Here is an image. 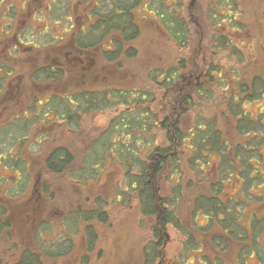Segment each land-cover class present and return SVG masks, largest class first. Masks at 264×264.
<instances>
[{
  "label": "rangeland",
  "instance_id": "1",
  "mask_svg": "<svg viewBox=\"0 0 264 264\" xmlns=\"http://www.w3.org/2000/svg\"><path fill=\"white\" fill-rule=\"evenodd\" d=\"M62 2L64 6L67 4V0H62ZM184 2L186 4L185 14L189 21L191 34V44L184 52L189 72L186 70L184 74L189 76L192 70L194 72L195 70H205L206 72L212 65L214 67L217 66V68L222 71L220 78L222 80L221 82H216L217 78L209 80L207 76H204L205 85L202 88L205 89L202 91V96H197L196 93L194 94L197 90H194V88L198 85H196L198 76L196 77L195 75L192 78L194 81L192 84L189 81L185 82V79L176 83L179 88L174 93L175 98L178 97L179 92L182 94L181 99L184 92H187V94L192 97L190 98L189 108L186 110V114L183 117L184 119H181V127L184 129L183 131L186 132L197 120V127L190 130V132L195 134V137L198 138L200 137L199 135H204V128L206 126L203 122H199V120L207 117L211 118L210 120L212 121L216 119L215 121H217L219 128L224 132L223 141H225L227 145H231V147H233V145L246 143L250 145L254 150L249 156V160L251 161L247 163V165L249 168L254 165L258 167H253L252 171V169H247L240 165V162H236L240 166L238 169L242 170L239 175L236 174L238 172H236L235 169L234 171L227 170V166H231V164L235 165L231 156V153L234 151L230 152V149H226L224 145V153H220L219 149L221 148V144L218 142L215 145L216 136H208L207 140L209 147L213 149L215 145L218 150L216 151L215 149L213 152L210 151L211 153L203 158L207 163L205 164L207 167L202 166L201 163L194 164L197 169L196 176L201 177L200 175L203 172V170H201L202 166L205 169V178H216L210 184L207 180L201 185L195 184V181L201 182V180L194 178L192 173L188 170L191 168L185 165V163H187L186 157H188L186 153L191 151L187 146V139L189 137L185 138L183 143H181L182 147L178 149V159L180 160L178 162L179 169L178 165H176V163L174 164V160L169 156L165 158L164 162L159 164L158 168L160 172L156 174V181L159 188L157 195H168V200L170 202L173 200V203L171 202L173 206L171 215H176L174 214L175 209L182 220H178L174 218V216V220L172 219L173 224L168 221L163 228L160 227L162 228V241H160L162 250L161 256L158 259L156 255L154 260L153 253L149 258L152 264H244V262L247 264H264V137L262 139H253L247 142L249 137L261 138V136H259V131L255 130L253 132L251 129L246 128H238V130H236L233 124L239 123L241 125H247L258 123L264 126V0H238L235 3L237 13L233 14L237 19L232 20V22L224 20V25H222V27L219 25L216 27V30L214 27L210 26V22L206 19L205 10L207 0H184ZM59 10L60 9H57L55 13ZM63 10L65 13L67 12L65 9ZM79 10L77 11L79 12ZM221 11L225 12L226 10H219V12ZM233 11L232 9V11L226 13L231 19H233ZM153 33L154 30L152 28H143L141 36L137 38L135 43L138 48V54L135 58L126 59L125 62L123 60L121 67H119L120 64L118 65L116 62L107 64L98 62V64L93 67V69H96L93 74L98 73L101 68L109 70L119 68L126 70V72L127 69L131 68L130 70L137 69L145 72L149 66L164 67L163 65L170 61V54L171 57L173 55L174 60L175 51L172 49L171 45H169L168 51L165 41L160 37L154 38ZM216 33L222 34L224 38H227V41L225 39V47L212 44L211 38L216 35ZM77 65L74 67L75 71H78ZM134 72L135 75L133 76L127 72V76L131 77V82L129 84L124 83L125 78L112 76L108 73L96 76L95 78H98L102 83L105 82V84H107L109 82L113 85L144 84L146 82V76H141L136 71ZM77 74L78 75L73 74L72 79L79 80V83L83 84L89 72L84 71L86 75H83L82 78L79 73ZM211 74L218 75L214 72ZM253 76H261L263 78L256 77L257 79H255L256 83L262 86L263 89H259L262 92H257L249 98H244L240 101L238 108V110L242 111L234 110L232 114H229L225 109L229 100L228 97L231 96L233 100H235L237 96L240 98L243 96L245 97L248 92L245 90V86H241V82L246 83L250 81ZM80 80H83V83L80 82ZM215 83L217 86H215ZM180 86L184 87L183 91H180ZM200 88L201 87L198 89ZM160 95L161 93L157 92L158 98ZM162 100H166L164 96ZM1 104L0 106L3 107L8 105L5 101L1 102ZM113 114L114 112L112 109L96 112L93 116L86 118L80 132L83 131V133H88L95 130L98 131L108 122ZM6 117V112L0 114V121L6 120ZM82 137L90 136L75 137L71 136L70 133H62L59 137V141L72 148L78 155H81L83 147L81 146L82 141H80V138ZM152 139H154V137H152ZM164 139L163 136H157L156 144H164ZM244 151L247 152L246 149H244ZM259 152L262 154L259 156L257 155L258 159H255L254 154H258ZM21 153L24 154L25 151H21ZM146 154H148V152ZM34 159L39 161V159ZM33 164L35 165L29 168V171L31 172L30 180L34 192H30L29 195L27 193L24 197V199H27L21 205V209H17L18 211L16 210V213L13 211L15 214H13L11 218L9 214L6 215L11 221L8 225V229L5 231L4 228L0 237L1 253L7 263H9L10 256L16 252V247L32 246L33 223H35V226L41 219L46 218L52 221L56 219L54 218L57 211V209L54 208L55 205H60L63 208L81 203L83 202L85 194H91L89 190L94 191V193H98L97 191L100 190L102 193L106 192V195H109L112 190V188L107 187V185L98 186L100 183L74 189L70 187L64 179L61 178V181L56 176L45 174L40 168L39 162H33ZM148 164L151 170L156 165L155 161ZM174 168H176L177 171H174ZM224 170L227 171L224 173ZM4 171L8 173L10 170ZM252 172L253 174L256 172V175L250 180L251 184H243L242 182H244L246 178L250 179L252 177ZM222 173H224V176ZM218 174L221 175L217 177ZM191 177L194 178L192 185L193 189L191 191H188L186 188L182 189L179 186V181L184 183L185 180ZM172 183L176 184L173 193L170 190V185ZM219 184H222L220 190L221 192L223 190L224 193L219 195V192H215V188L213 187V201L217 203L220 201L222 202L221 199L223 198L221 197H225V195L239 199L240 185H242L241 187L243 188L240 192L241 203L231 198V206L236 216L244 217L240 223L248 224V222H251L249 230L251 238L248 240H251L250 246L247 240L241 243L236 242L235 238L225 236L224 238L220 237L219 242L221 243L216 245L215 250L213 248L214 237H218L217 234H225L223 232L218 233V224L213 223V221H210L213 227L209 225L210 227L206 228L209 229L208 232H210L208 240L201 235V237H203V244L200 241L196 242L193 239L191 240L184 228V226H186L187 228L194 227L195 229L203 230L200 226L205 223V208L202 203L200 205L198 204V210L195 212L192 207V202L195 200L193 198L195 197V193L199 192V190L206 195L210 190V186L212 187L214 185L217 188ZM124 186L125 184H123L122 181L119 186L120 190L123 189ZM227 192L228 194H226ZM55 193L58 197L57 199H55ZM75 193L78 195L74 196ZM211 193L213 194V192ZM3 194L4 193H0V203L1 199L4 197ZM109 197L110 196H108V198ZM3 201L4 206H6V204L10 206L6 197L3 198ZM242 201H245V203L242 204ZM221 210H223L222 207ZM106 211L108 220L105 224L99 225L98 237L94 241L95 250L92 253H87L84 240L78 235L75 237L76 245L71 254L59 258L47 259L45 264H140V247L142 243L151 236V227L159 220L150 217L142 218L134 200H130L128 203H112L107 205ZM235 215L232 214V217H230V215L228 216V214H226L225 217L228 218L229 225L235 223ZM207 216H209L208 218L219 221L223 219V215L221 216L220 212L217 211L207 212ZM4 217L3 215V220L5 219ZM254 217L258 219L259 222H254ZM179 226L181 227L179 228ZM196 233L197 232L194 231L193 235L197 236L200 234ZM45 234H43V237L47 239L53 238L52 232H46ZM237 238H240V236ZM185 243L188 244V249L185 248ZM240 247H245V250L238 254L237 251ZM153 250H155V248L148 250V252Z\"/></svg>",
  "mask_w": 264,
  "mask_h": 264
},
{
  "label": "flooded vegetation",
  "instance_id": "2",
  "mask_svg": "<svg viewBox=\"0 0 264 264\" xmlns=\"http://www.w3.org/2000/svg\"><path fill=\"white\" fill-rule=\"evenodd\" d=\"M112 1L114 2V0ZM110 2L111 0H67V4L64 6L62 0H0V104L3 101L8 103L5 107L0 106V114L6 112L7 115L6 120L0 121V169L10 170L8 173L0 170V193H4L3 198L6 197L10 204V206L7 204L4 206L3 198L1 199L0 221L4 225L0 228V237L3 229L5 228L6 231L11 221L6 215L9 214L11 218L17 209H21V205L27 199H24L27 193L29 195L30 192H34L30 180L31 172L29 171V168L35 165L33 162H39L40 168L45 174L56 176L61 181L64 179L74 189L87 185L92 186L94 183H100L98 185L100 187L101 185H107V187L112 188L109 195H106V192L102 193L100 190H96L98 193L89 190L91 194H85L83 202L74 206L62 208L60 205H55L54 208L57 211L54 218L56 219L52 221L44 218L35 226V223L32 222V246L16 247V252L10 256L9 263L6 262L1 253L0 241L2 264H14L23 250L35 253L44 252L47 238L43 237V234L46 232H52L53 238L50 240H54L57 243V248L60 249L62 245L60 233L63 229V217L77 205L93 211L96 207V197L100 196L102 198L101 212L104 214V219L90 220L92 231L98 237L99 225L105 224L108 220L107 205L125 202L124 196H122V193L120 194L122 189L120 190L119 186L123 180L120 175L122 169L117 163L118 161H115V163L112 161L106 166H102L101 175L96 180L87 178L85 181L77 183L78 180L66 173V168L76 170L82 162L87 147L96 136H99L108 123L103 125L98 131L95 130L97 132L83 133L80 130L86 118L93 116L96 112L109 109L114 112L111 116L112 118L121 109V106H117L88 111L86 115L82 116L78 125L72 124L74 123L73 112H76L79 95L88 98L94 97L97 102L92 106L103 107L104 99L109 97L108 92L111 87H145L146 90H149V99L145 102L146 104L144 103V107L150 111L148 118L153 124L152 131L155 132L156 136H174L175 123L180 127L181 119H184L186 110L189 108L190 101H183L188 95L187 92H184L182 99V94L179 92L178 97L175 99L174 93L179 86L175 87L173 75L168 72L169 67L174 62L171 54L170 61L163 65L164 67L149 66L145 72L132 69L139 75L146 76L144 84L113 85L109 82L107 84L105 82L102 83L98 78H95L108 73L112 76L125 78L124 83L129 84L131 77L127 76V72L131 76L135 75V72L130 70L131 68L127 69V72L119 68L110 70L101 68L98 73L93 74L96 70L93 67L98 62H103L104 64L116 62L121 67L123 60L125 62L126 59L135 58L138 54V48L135 44L137 37L133 42V46L137 50L136 54L127 57L121 56L112 61H108L104 57V51L107 52L109 48ZM181 2L184 13L182 16L186 19L189 30L190 42L185 48L187 50L191 44V34L189 21L185 14L186 4L184 0H181ZM210 5L211 1L207 0L205 15L211 26L212 23L208 17V7ZM57 9L60 10L55 13ZM63 9L67 12L65 13ZM169 11H172L171 7ZM129 13L131 14V21L139 30V37L144 27L152 28L154 30L153 37L162 38L169 51V45L172 47L169 41L170 38L164 33L165 31L159 20L145 1L135 0L130 6ZM180 57L185 61L184 69L179 68L178 71V73L181 72L182 80L185 79V82L189 81L192 84L194 83L192 78L196 75V77L198 76L196 85H198L194 90L204 87L205 81L203 77L207 76V71L195 70L194 72L192 70L190 71L191 76L185 75L184 72L189 69L186 57L184 53ZM76 65L78 71L74 69ZM84 71L89 72V77L87 76L84 83L83 80H80L83 84H80L79 80L72 79L73 74L78 75L77 73L82 78L83 75H86ZM183 89L184 87L180 86V91H183ZM157 92L161 93L159 98L157 97ZM163 96L166 99L165 101L162 100ZM88 107L91 108L90 106ZM62 133H70L71 136L75 137L90 136L80 138V141H82L81 146L83 147L81 155H78L66 144L60 143L59 137ZM60 149L66 153V156L67 154L69 156L66 160L68 164L63 168L65 169L63 172L56 171L54 169H58V167H52L47 164V157ZM21 151H25V153L22 154ZM34 158L39 159V161ZM155 168L156 165L151 170L149 181L152 183L153 191L157 195L159 188L157 181L153 179ZM125 189L126 187L124 186L122 191ZM54 195L55 199H57L56 193ZM77 195V193L74 194V196ZM108 196L110 197L108 198ZM164 196L166 194L157 195L155 207L159 213L156 214L155 219H159L163 214L160 200ZM3 215L7 220L2 219ZM153 226L155 227L154 230L152 229ZM153 226L151 227L152 231H158L159 235H161L162 229L159 225L155 223ZM78 235L83 238L85 244L86 233L81 229L78 233L72 235L74 246L67 255L71 254L75 249V237ZM57 248L51 251H55ZM94 250L95 247L91 253ZM87 253L90 252L87 251ZM45 261L47 262V259H44V264Z\"/></svg>",
  "mask_w": 264,
  "mask_h": 264
},
{
  "label": "trees",
  "instance_id": "3",
  "mask_svg": "<svg viewBox=\"0 0 264 264\" xmlns=\"http://www.w3.org/2000/svg\"><path fill=\"white\" fill-rule=\"evenodd\" d=\"M134 1L135 0H114L113 2L111 0L110 2L111 8L109 10V48L107 52L104 51L103 53L104 57L107 58L108 61H112L121 56L127 57L137 53V50L133 46V42L137 37H139V30L131 21V14L129 13L130 6L134 3ZM142 1L146 2L147 6L151 9L152 13L159 20L160 25L165 31L164 33L167 35V37L169 36L170 38L169 41L172 44L173 50L175 51V55L173 65L169 67L168 72L172 73L174 85L176 87V83L182 80L181 72L178 73L179 68H183L185 64V61L180 56L186 51L185 48L190 42L187 22L186 19L182 16L184 15L182 10V2L181 0ZM210 1L211 5L208 7V17L210 18L212 23L211 27H214L215 30L216 27L219 26L218 24H220L221 27L222 25H224V20H226L227 22H232V20L237 19V17L233 14L237 13L235 3L238 0ZM170 7L172 8L171 12L169 11ZM232 9L234 10L232 13L233 19H231L226 14L228 11H232ZM219 10L226 11L219 12ZM225 39L227 41V38H224L222 34L218 33H216V35L212 36L211 38L212 44L222 45L224 47ZM213 72L217 73L218 75H212L211 73ZM221 73L222 71L219 70L217 66L214 67L211 65L207 70V77L209 80L217 78L216 82H221ZM256 77L261 76H253L250 81H247L246 83L241 82V86H245V90L248 92L245 97L243 96L242 98H240L239 96H237L235 100H233L231 96L228 97L229 100L225 109L229 112V114H232V111L234 110H238L239 103L241 100H243L244 98H249L252 95H255L257 92H262L259 89L263 88L260 84L256 83ZM209 82L212 83L211 81ZM215 86H217L216 83ZM202 89L203 88L201 87L200 89L196 90L197 96H202ZM108 94L109 97L104 99L103 107L92 106L97 102L94 97L88 98L86 96L81 97V95H79V97L77 98L78 106L76 112H73L74 123L72 124L78 125L80 120L82 119V116L86 115L88 111H97L99 109L114 108L117 106H121V109L115 116H113L108 121L107 126L100 132L99 136H96L93 142L87 147V151L83 155L82 162L76 168V170H74L73 168H66V173L72 178L78 180L77 183H81L87 178H93L96 180L101 175L100 172L102 166H106L112 161L114 163L115 161H118L117 163L122 169V173L120 175L122 176V180L124 181L126 187L124 191H122L123 189L120 191V194L122 193V196H124V201L126 203H128L130 200H134L135 204L139 208V214L142 218H155L156 214L159 213L158 209L155 207L157 195L154 193L152 183L149 181L151 169L148 163L155 161L157 165L155 168V172L153 173V179L155 181L157 180L156 174L160 172L158 168L159 164L161 162H164L166 157L170 156V158L174 160V164L176 163V165H178V162L180 161L178 159V149L182 147L181 143H183V141L187 137H189V140L187 139V146L190 148L191 151H189L188 153L184 152L186 153V156H188L186 157L187 163H185V165L191 168L188 170L192 173L194 178H198L201 180V182L195 181V184L201 185L206 180L210 184L216 178H205V169L202 166L207 167L205 166V164L207 163L205 160H203V158L206 155H209L211 152L215 151V149L216 151L218 150L215 147L218 142H220L221 144V148L219 149L220 153H224V145L226 149H230V152L234 151L233 153H231V156L235 165H232L230 161L232 167L227 166V170L234 171L235 169L236 172H238L236 174L239 175L242 170L238 169L240 166L236 162H240V165L247 169H252L255 166L258 167L257 165H254L249 168V166L247 165V163L251 161L249 160V156L254 150L250 145H247L246 143L241 145H233V147H231V145H227L226 142L223 141L224 132L222 131V129L219 128L217 121H215L216 119L212 121L210 120L211 118L207 117L199 120V122H203L206 126L204 128V135H199L200 137L198 138L195 137V134H192L190 132V130L195 129L197 127V120L193 124V126L190 127L186 132L183 131L184 129L181 127V125L179 127V125L175 123L174 136H163L165 138V142L164 144L162 143V146V144H156L157 136L155 132L152 131L153 124L148 118L150 116V111L148 108L144 107L146 104L145 102L149 99V90H146L145 87H111ZM190 98L191 96L188 95L186 96V98H184L183 101H190ZM62 100L64 101V99ZM88 106H90L91 108H89ZM233 124L236 130H238V128H246L251 129L253 132L255 130L259 131V136H261V138L249 137L247 139V142H250L253 139H262L264 137V126H261L258 123L247 125H241L239 123H237L238 125L236 123ZM208 136H216L215 145L213 146V149H211L208 145ZM152 137H154V139H152ZM63 149L65 148L63 147ZM244 149H246L247 152H245ZM147 152L148 154H146ZM261 154V152H259L258 154H254L255 159H258L257 155L259 156ZM67 158H69L68 154L66 156V153L62 149H60L59 151H55L47 157V164L51 165L52 167H58V169L54 170L63 172L65 170L63 168L68 164V162L66 161ZM200 163L202 165L201 170H203V172L200 175L201 177H197V169L195 168L194 164ZM227 170H224V173ZM174 171H177L176 168H174ZM224 173H222L223 176ZM219 175L221 174H218L217 177H219ZM255 175L256 172L255 174H253L252 172V177L250 179L246 178V180L242 183L250 185V180ZM193 177L188 178L184 181V183L179 181V186L182 189L186 188L188 191H191L193 189ZM175 186L176 184L173 183L170 185V190L172 193L174 192ZM221 186L222 184H219L217 188L214 185L212 187L210 186V190L206 195L204 194V192L202 193L201 190L195 193V197L193 198L195 200L192 202V207L194 208V211L196 212L198 210L197 205H200L201 203L205 208V223L200 226L203 228V230H198L194 227L187 228L186 226H184V228L186 229L191 240L193 239L196 242L200 241L203 244V237H201V235L208 240L210 232H208L209 229L206 228H209L210 226L213 227V225H211L210 223V221H213V223L218 224V233L223 232L225 234H217L218 237H214L213 248L215 250L216 245L218 243H221L219 242L220 237L224 238L225 236L235 238L236 242L241 243H244L247 240L250 246L251 240H248L249 238H251L249 235L251 222H248V224H244L242 222L240 223V221L244 217L236 216L231 206L232 199H234L238 203H241L240 192L242 191L243 187H241L242 185H240L239 199H235V197H230L224 194L225 197L220 196L221 198H223L221 199L222 202L220 201L217 203L213 201V187L215 188V192L217 191L219 192V195H221L224 193L223 190L222 192L220 190ZM211 192H213V194ZM226 194H228V192ZM168 199L169 197L168 195H166L160 200V205L163 208V214L161 215V217H159V221L157 222V224L159 225V227L162 228L168 221L173 224L172 219L174 220V218L182 220L180 215L176 213L175 209V217L171 215V211L173 209V206L171 204L173 203V200L171 201V203ZM101 201L102 198L100 196H97L95 201L96 207L93 211H89L85 208H82L80 205H77L73 210L67 212V214L63 217L62 221L63 229L60 233L62 245L60 246V249L57 248V243L54 242V240L47 239L45 243L44 252L35 253L32 251L23 250L22 252H20L18 259L14 264H44V259H52L57 256L67 255L71 252L74 246V240L72 238V235L78 233L81 229H83L86 233V249L88 252H91L95 247L94 241L97 239V237L92 231V225L90 224V220L97 218L102 220L104 219V214L101 212ZM243 203H245V201H242V204ZM221 207L225 211L221 210ZM211 211L220 212L221 216L223 215V219L219 221L216 219L208 218L209 216H207V212ZM226 214H228V216L230 215V217H232V214L235 215V223L233 225H229L228 218L225 217ZM254 219V222H259V220L255 217ZM3 225L4 223L0 221V228ZM180 227L181 226H179V228ZM154 228L155 227L153 226L152 229L154 230ZM194 231L200 234L194 236ZM238 236H240V238H237ZM161 239V235H159L158 231L151 232V236L146 241H144L140 247V264H152L149 256H151L153 253L154 260L156 258V255L158 259L160 258L162 253L160 246V241H162ZM55 248H57V250L51 251ZM153 248H155V250L148 252V250H151ZM185 248H189L188 244L186 243ZM243 250H245V247H240V249L237 251L238 254ZM2 262L3 260L0 256V264H2ZM244 264L247 263L244 262Z\"/></svg>",
  "mask_w": 264,
  "mask_h": 264
}]
</instances>
